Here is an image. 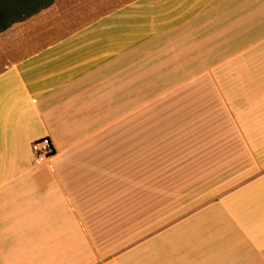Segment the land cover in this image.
<instances>
[{"label":"crops","instance_id":"obj_1","mask_svg":"<svg viewBox=\"0 0 264 264\" xmlns=\"http://www.w3.org/2000/svg\"><path fill=\"white\" fill-rule=\"evenodd\" d=\"M263 79L264 0H128L7 65L0 264H264Z\"/></svg>","mask_w":264,"mask_h":264},{"label":"rangeland","instance_id":"obj_2","mask_svg":"<svg viewBox=\"0 0 264 264\" xmlns=\"http://www.w3.org/2000/svg\"><path fill=\"white\" fill-rule=\"evenodd\" d=\"M128 0H62L18 21L9 34L0 37V71L52 38L58 37ZM254 111L245 122H262L264 129V79L255 97ZM223 113L222 110H218ZM226 113V112H225ZM234 113V112H233ZM237 112L233 114L236 116ZM251 117V119H249ZM220 129V127H215ZM237 129L230 127V130Z\"/></svg>","mask_w":264,"mask_h":264},{"label":"trees","instance_id":"obj_3","mask_svg":"<svg viewBox=\"0 0 264 264\" xmlns=\"http://www.w3.org/2000/svg\"><path fill=\"white\" fill-rule=\"evenodd\" d=\"M62 0H0V37L12 32L13 26L24 17L59 5Z\"/></svg>","mask_w":264,"mask_h":264},{"label":"built area","instance_id":"obj_4","mask_svg":"<svg viewBox=\"0 0 264 264\" xmlns=\"http://www.w3.org/2000/svg\"><path fill=\"white\" fill-rule=\"evenodd\" d=\"M31 151L35 161L39 162L53 153V148L48 138H40L31 143Z\"/></svg>","mask_w":264,"mask_h":264}]
</instances>
